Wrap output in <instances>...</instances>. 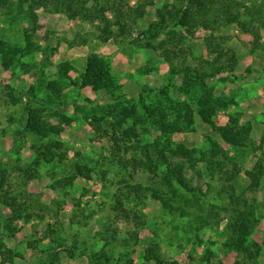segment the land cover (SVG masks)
I'll return each instance as SVG.
<instances>
[{"label":"rangeland","instance_id":"obj_1","mask_svg":"<svg viewBox=\"0 0 264 264\" xmlns=\"http://www.w3.org/2000/svg\"><path fill=\"white\" fill-rule=\"evenodd\" d=\"M139 1L124 0L123 8ZM227 1L235 2L232 4L241 11L260 6L264 10L262 0ZM20 2L10 0L9 7L2 8L0 13V40L10 47L24 48L28 41L31 45L27 52L14 56L9 69H4L0 61V217L10 214L2 202L3 194L16 196L21 208L20 216L12 217L14 237L4 238L9 247L24 255L17 257L14 264H26L40 256L48 260L49 254L40 252H51L53 248L52 251L57 252L54 261L58 263L86 264L91 254L102 247L103 236L114 233H118L119 239L113 244V258H122V254L131 251L135 264H161L144 258L145 247L154 245L166 264H241V252L229 245L230 211L234 207L229 195L240 196L241 193V198L255 206L257 222L250 240L261 244L260 255L252 264H264V28L258 24V15L240 16L244 25L235 21L229 24L212 22V28L199 25L192 33L183 26H172L179 34L175 37L162 34L152 42L156 45L154 49L144 46L147 38L141 31L155 20V9L166 0H155L153 6H147L146 15L137 20L130 33L117 38L110 36L107 40L102 39L103 33L95 25L51 8H36L34 23L30 20L27 4L23 3L20 8ZM104 14L111 23L108 24L110 29L116 32L112 8L107 6ZM252 25L255 28L252 29ZM254 32L258 33L257 37ZM28 34L27 41L25 35ZM211 35L219 37V47L225 49V56L219 60L229 63L230 55L229 64L233 66L231 70L212 73L214 76L204 80L213 87L215 95L231 101L226 107L216 109L214 123L224 125L229 115H234L240 124H251L249 144L247 147L227 144L197 115L192 130L182 133H165L156 123L151 124V118L136 123L142 142L156 138L164 141L168 137L173 144L183 142L194 146L195 155L204 161L222 162V165L216 166L212 173H204L198 181L195 169L186 164L183 177L190 185L200 187L195 197L187 194L191 200L186 204L172 198L173 210L154 200L150 190L144 191L145 197L132 200L131 196L128 201L123 195L126 182L139 183L146 188L155 185L156 178L148 171L130 168L126 171L109 164L114 134L109 125L111 118L96 123L92 120L94 110L101 115L107 105L136 103L144 119L141 100L156 103L163 87L167 88L169 96L193 102L196 108L195 101L203 86L185 85L187 78L183 75L187 69L209 71L215 67L217 52L207 48ZM160 41L163 48L173 51L171 62L158 48ZM90 52L100 53L109 60L115 79L112 93L68 85L58 99L41 86L42 81L58 79L60 71L66 72L69 79H76ZM63 64L69 68L63 69ZM177 70L179 72L174 73ZM48 95L54 97L56 104L46 101ZM26 104L43 106L39 114L46 123L57 124L59 113L70 116L72 121L63 124L61 133L38 138L24 129ZM132 123L130 119L128 125ZM97 124L99 130L95 129ZM51 140L61 142V148L55 151L64 152L66 158L62 162H41L34 177L27 179L23 170L31 166L36 157L34 147ZM212 147H217L221 153H215ZM137 153L130 149L125 156ZM168 156L174 163L183 161L181 157L169 153ZM75 164L87 165L91 178L78 177L71 185H64L63 181L58 183L73 170L75 172ZM255 164L260 165L263 172L259 176V187L251 188V178L245 171H250ZM199 167L203 166L198 164L196 169ZM117 197L123 207L132 211L128 218L119 209L115 210ZM136 210L139 217H134ZM29 243L35 248H30ZM69 247L74 251L72 257L66 250ZM4 264L10 262L6 260Z\"/></svg>","mask_w":264,"mask_h":264},{"label":"trees","instance_id":"obj_2","mask_svg":"<svg viewBox=\"0 0 264 264\" xmlns=\"http://www.w3.org/2000/svg\"><path fill=\"white\" fill-rule=\"evenodd\" d=\"M89 1L90 0H21L19 7L21 8L23 3L27 4L30 20L34 23H36L37 20L35 10L39 7L51 8L55 12H62L70 17L76 16L82 21L95 25V27L103 33V37L101 36L102 39L107 40L110 36L117 38L118 36L130 33L132 26L137 24V20L146 15L147 6H153L155 3V0H140L136 2L134 6L123 8L124 0H91L92 4L88 5ZM232 2L233 1L227 0H166L160 7L155 9V20L141 31L147 38L144 42V46L156 49L155 43L152 42L155 39L157 40L162 34L175 37L179 33L177 30L173 29L172 26L178 25L183 26L187 32L192 33L193 28L196 26L202 25L204 28H209L212 22L217 24L220 22H222V24H229L235 21L244 25L240 19L241 17H254L258 15V24L264 28V17H262L261 14H264V10H262L263 7L260 6L254 10L247 9L241 11L237 10ZM262 3L264 4V0H262ZM9 5L10 0H0V13L2 8H8ZM216 5H218V7ZM107 6L113 10L115 24L117 25L116 32L110 29L108 24L111 23L104 14ZM97 20H99L100 24L96 22ZM253 28H255V25H252V29ZM254 36L257 37L258 33L254 32ZM25 37L28 41L30 34L25 35ZM220 43L219 37H213L212 35L207 41V48L212 52H217L214 59L215 67L212 66L209 71L187 69L184 72L183 76L187 78L185 85L187 84L191 87L203 86L202 93L195 101L196 108L193 102L169 96L167 88L163 87L160 88V97L157 98L156 103H146L143 99L141 100L140 106L143 109L144 119L136 103H114L107 105L103 109L104 113L101 115H97L94 110L92 120L96 123L108 117L111 118L109 125L112 127L114 134L111 136L113 147L110 152L109 164H116L126 171L129 170V168L132 171H136L137 169L148 171L156 178L154 182L155 185L146 186V188L139 183L126 182L124 184L125 191L123 195L126 196L128 201L131 199V196L132 200L136 198L141 199L145 197L144 191L150 190L154 200L159 201L163 207H169L173 210L170 204L172 198H175L177 201H183L186 204L191 200L187 194L195 197L196 190L200 187L199 185V187L190 185L183 177V168L186 164L192 169H195V175L198 181H200L199 178H203L204 173H212L215 171L216 166L222 165V162L210 161V163H208L204 161L195 155L197 150L194 146L189 147L183 142L173 144L168 137L164 141L156 138L149 142H142L140 134L134 125L136 123H142L143 120L151 118V124L154 125L156 123L165 133H182L192 130L195 122V115H197L204 125L210 127L219 134L227 144L233 147L248 146L251 124H240L238 118L234 115H229L228 121L224 125H216L213 120L216 109L219 107H226L231 102L219 95H215L213 87L209 86L204 81L214 76L212 73H220L226 69L231 70L233 67L229 64L232 60L230 55H228L229 63L225 59L222 61L219 60V58L226 54L224 51L225 49L219 47ZM158 45H160L158 48L161 49L165 59L171 62L173 51L163 48L162 41H160ZM28 48H31L29 41L24 48H21L10 47L4 41L0 40L1 66L4 69H9L13 64L14 56L17 53L23 54L27 52ZM61 66L65 70L69 68V66L64 67V64ZM178 72V70L174 71V73ZM59 74L60 77L58 79L41 82V86H44L46 90H50L58 99L62 96L61 92L63 88L68 85L88 86L93 91H103L108 94L113 92L115 86V79L111 73L109 60L104 55L97 52H90L88 54L83 71L78 74L76 79H69L70 77L63 71H60ZM30 90L33 92L32 87ZM32 95L36 96L33 93ZM11 96L13 99L15 98L13 94ZM46 101L56 104L52 95H48ZM43 108V106L30 107L27 104L25 106L27 117L24 129L38 138H46L50 134L56 135L61 133L64 130L63 124L68 125L72 121L70 116L59 113L60 120L57 124L46 123L40 119L39 113ZM130 119L133 123L128 125ZM126 124L127 126H124ZM95 129L99 130L98 124L95 125ZM116 132H119V135L116 134ZM132 138L134 140H132ZM211 144L213 145V141H211ZM34 148H36V157L32 165L23 170L27 179L34 177L35 170L41 162L51 163L55 160H57V162H62L66 158L64 152L60 154L56 153L55 150L61 148V142L57 140H51L42 145L39 144ZM130 149L138 153L128 157L125 156ZM212 149L215 153H221V150L217 149V147H212ZM168 153L171 156L183 158V161L176 163L172 162ZM198 164L203 167L196 169ZM160 167H162L161 171H159ZM74 168L75 172L73 170L63 180L58 181V183L63 181L64 185H71L78 177L87 180L91 178L90 169L87 165L75 164ZM245 172L251 178V188L259 187V176H261L263 172L261 166L255 164L250 171ZM227 178H229V176ZM230 187L233 189L231 185ZM161 192H163L164 195H162L163 193ZM165 195L167 196L166 198ZM242 196L243 193H241L240 196H236L235 194L229 195V200L234 206L230 211L232 213L229 223L231 234L229 245H233L241 252V264H252L260 255L261 244L257 241L250 240L252 229L255 222H257L255 217V206L241 198ZM2 198V202L9 208L10 214L6 216L1 215L0 217V264H4L6 260H8L10 264H14L17 257L23 258L24 255L15 248L9 247L4 238L14 237L15 227L12 226V217L17 218V216H20L21 208L16 196L6 193L3 194ZM114 207L115 210L119 209L123 212L124 216L127 218L132 213L130 209L123 207V203L118 197L116 199V206ZM183 213L184 212H182V214ZM134 214L136 215L134 217L140 216L138 210H136ZM199 222H202V219H200ZM196 228H198V225ZM117 234L118 233H114L109 235V237L104 235L102 247L91 254L86 264H117L118 261L120 263L122 262V264H135L131 251L122 254V258H113V244L119 239L116 236ZM62 243V241H59V244ZM124 244L129 246V243L124 242ZM29 247L35 248L32 243H29ZM52 250H54V248L50 250L51 252L45 250H41L40 252L41 254L48 253V260L40 256L37 259L30 260L26 264H63L54 261L57 252ZM66 250L69 251L72 257L74 251H71L70 247L68 249L66 248ZM144 251V258L146 261L154 259L158 263L166 264L158 256L156 245L146 246Z\"/></svg>","mask_w":264,"mask_h":264}]
</instances>
